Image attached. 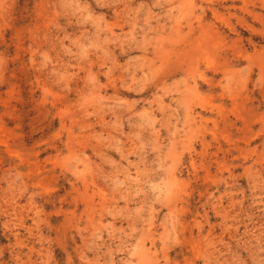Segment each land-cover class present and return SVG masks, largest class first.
Returning a JSON list of instances; mask_svg holds the SVG:
<instances>
[{
  "label": "rangeland",
  "instance_id": "obj_1",
  "mask_svg": "<svg viewBox=\"0 0 264 264\" xmlns=\"http://www.w3.org/2000/svg\"><path fill=\"white\" fill-rule=\"evenodd\" d=\"M0 264H264V0H0Z\"/></svg>",
  "mask_w": 264,
  "mask_h": 264
}]
</instances>
